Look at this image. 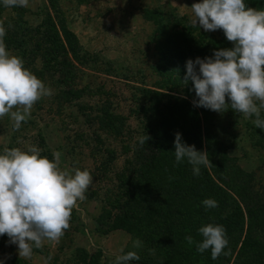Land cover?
Masks as SVG:
<instances>
[{"label": "rangeland", "instance_id": "1", "mask_svg": "<svg viewBox=\"0 0 264 264\" xmlns=\"http://www.w3.org/2000/svg\"><path fill=\"white\" fill-rule=\"evenodd\" d=\"M198 2L201 0H29L27 7L5 8L0 0V21L8 31L19 24L35 29L47 17L48 7L52 21L72 34L68 37L77 51L69 53L71 68L68 65L63 70L54 65L51 70L41 69L40 59L24 64L35 75L34 69L45 72L38 78L54 90V95L36 102L19 130H13L10 115L0 118V154L5 148L27 150L36 145L50 160L54 151L61 152L62 168L88 169L93 177L85 193L87 199L78 201L63 237L45 240L40 249L33 248L30 258L20 257L16 244L0 245V264H10L12 254L20 260L18 264H44L48 257V264H78L81 259L73 255L75 247L96 253L98 264H113L116 256L134 251L135 239L125 230L105 233V225L99 222L107 207L104 198L118 184L115 174L128 157L122 153L123 143L137 141L140 134L142 91L157 88L169 77L161 54L164 37L159 33L160 21L166 33L178 20L188 23L203 38L223 33L193 26L191 5ZM9 53L18 56L14 49ZM69 88L78 89V95L59 100ZM101 104L126 117L133 132L129 138L102 129L98 122L101 114L96 109ZM253 120L236 112L235 117L227 118L231 128L228 124L222 128L230 132L228 138L233 142L229 154L252 175L256 185L264 187V130L256 128ZM109 150L115 152L109 154ZM136 250L140 252L142 247Z\"/></svg>", "mask_w": 264, "mask_h": 264}, {"label": "trees", "instance_id": "2", "mask_svg": "<svg viewBox=\"0 0 264 264\" xmlns=\"http://www.w3.org/2000/svg\"><path fill=\"white\" fill-rule=\"evenodd\" d=\"M245 3L246 7L264 9V0ZM47 8V17L35 29L20 24L7 29V50H16L24 64L40 59L44 70H51L53 65L60 70L71 68L68 55L77 52L68 37L72 34L52 21ZM160 22L159 33L164 37L162 60L169 75L164 83L168 84L142 91L144 101L139 114L144 119L138 137L145 134L150 139L144 145H140L138 138L123 143L122 153L128 157L115 174L118 184L104 198L107 207L99 222L105 225V233L122 229L143 242L140 252L133 249L140 259L130 261L132 264H264V187L256 185L252 175L242 170L229 154L233 142L228 138L230 132L222 128L223 124L231 128L227 118L235 117L236 112L231 108L217 113L195 107L193 101L198 98L192 81L184 83L187 59L210 57L215 50L231 48L233 44L223 33L203 38L179 20L166 33ZM41 69H34L37 77L45 75ZM67 90L63 94L67 95L59 96V100L78 95V89ZM96 109L101 114L98 122L107 134L122 138L132 135L122 114L104 104ZM177 132L184 143L206 151L212 166L201 165L200 175L196 176L187 159L176 164L173 142ZM93 195L92 192L90 196ZM207 198L215 199L219 206L206 210L202 201ZM208 223L226 228L227 254L215 260L210 249L203 253L196 250V243L203 239L198 229ZM189 235L196 243H187L185 237ZM5 243H9L7 235L0 236V245ZM74 254L81 259L78 264H98L96 253L82 247H75ZM15 261L20 262L10 255V264Z\"/></svg>", "mask_w": 264, "mask_h": 264}, {"label": "clouds", "instance_id": "3", "mask_svg": "<svg viewBox=\"0 0 264 264\" xmlns=\"http://www.w3.org/2000/svg\"><path fill=\"white\" fill-rule=\"evenodd\" d=\"M2 2L5 8L29 4V0ZM191 9L193 26L199 25L205 32L223 30L227 41L233 43V47L215 50L210 57L186 60L184 83L192 81L198 98L193 105L217 113L231 108L245 118L254 117L255 127L264 130V9L246 7L245 0H201ZM6 35L0 21V118L10 115L13 130H19L30 118L34 104L53 96L54 90L26 68L21 57L9 53ZM148 139L145 134L138 137L140 145ZM173 143L175 163L187 159L193 175H200L201 165L212 166L208 153L184 143L179 132ZM41 152L38 146L30 145L27 150L5 148L0 154V236L7 235L24 258H30L33 248L40 249L45 240L63 237L73 209L78 201L87 199L85 193L93 183L88 169L62 168L61 152L54 151L51 160ZM202 204L206 210L219 206L212 198ZM198 232L203 237L201 242L196 243L190 235L185 237L189 245L196 243L197 252L210 249L214 260L227 254L228 239L222 224L208 223ZM132 247L141 248L143 242L135 239ZM139 259L136 251H128L116 256L113 264Z\"/></svg>", "mask_w": 264, "mask_h": 264}, {"label": "crops", "instance_id": "4", "mask_svg": "<svg viewBox=\"0 0 264 264\" xmlns=\"http://www.w3.org/2000/svg\"><path fill=\"white\" fill-rule=\"evenodd\" d=\"M15 246H17V245H15ZM17 247H18V246H17ZM17 247H16V248H17Z\"/></svg>", "mask_w": 264, "mask_h": 264}]
</instances>
